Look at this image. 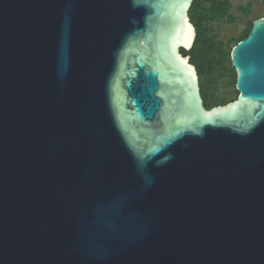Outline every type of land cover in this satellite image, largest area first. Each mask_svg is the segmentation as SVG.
I'll use <instances>...</instances> for the list:
<instances>
[{"label": "water", "instance_id": "obj_1", "mask_svg": "<svg viewBox=\"0 0 264 264\" xmlns=\"http://www.w3.org/2000/svg\"><path fill=\"white\" fill-rule=\"evenodd\" d=\"M193 1L0 0V264H264V17L207 109Z\"/></svg>", "mask_w": 264, "mask_h": 264}, {"label": "trees", "instance_id": "obj_2", "mask_svg": "<svg viewBox=\"0 0 264 264\" xmlns=\"http://www.w3.org/2000/svg\"><path fill=\"white\" fill-rule=\"evenodd\" d=\"M231 9L232 6L229 2H222L219 0H194L189 10V17L192 24L195 26L197 35L193 47L189 51L182 50V53L190 56L191 63L197 69L201 94L204 99V105L207 109L230 103L226 100L221 101V103H217V101L214 100V92L212 94L213 100L208 101L209 96L206 90L205 82L209 85L212 83V77L215 76L218 69V64L215 63L216 54L221 52V50L223 51V44H218L211 32V25L216 21L230 18ZM245 10V8H241V11L244 12ZM252 23L253 21L249 23L248 27L243 31L238 40L232 39L230 41V46L234 47L239 41L243 40L248 35L252 27ZM231 51L227 56L224 53V57L226 56L227 58L222 60V63L226 64V61L229 60L235 75V84L236 72L231 63ZM224 76H222L221 79L224 78Z\"/></svg>", "mask_w": 264, "mask_h": 264}, {"label": "rangeland", "instance_id": "obj_3", "mask_svg": "<svg viewBox=\"0 0 264 264\" xmlns=\"http://www.w3.org/2000/svg\"><path fill=\"white\" fill-rule=\"evenodd\" d=\"M222 2H229L232 6L230 12V18H225L214 22L211 25V32L214 35L217 43L223 44V51L216 54L215 63L218 64V69L214 77H212V83L209 85L205 82L206 90L210 100L214 92V100L217 103L226 100L227 102L234 101L238 92L234 84V72L231 64L226 61V64L222 63V60L227 58L226 56L231 51L230 41L238 40L243 31L248 27L251 21L264 17V2L263 0H219ZM248 6V8H247ZM241 8L246 10L243 12ZM224 53L226 56L224 57ZM225 75V76H224ZM224 78L221 79V77Z\"/></svg>", "mask_w": 264, "mask_h": 264}, {"label": "bare ground", "instance_id": "obj_4", "mask_svg": "<svg viewBox=\"0 0 264 264\" xmlns=\"http://www.w3.org/2000/svg\"><path fill=\"white\" fill-rule=\"evenodd\" d=\"M193 28V27H192ZM194 30V29H193Z\"/></svg>", "mask_w": 264, "mask_h": 264}]
</instances>
